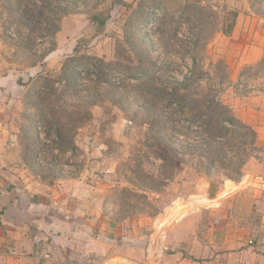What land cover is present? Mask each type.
Segmentation results:
<instances>
[{
	"label": "rangeland",
	"instance_id": "obj_1",
	"mask_svg": "<svg viewBox=\"0 0 264 264\" xmlns=\"http://www.w3.org/2000/svg\"><path fill=\"white\" fill-rule=\"evenodd\" d=\"M256 38L264 0H0L1 174L83 227L71 264H165L212 178L251 180Z\"/></svg>",
	"mask_w": 264,
	"mask_h": 264
},
{
	"label": "crops",
	"instance_id": "obj_2",
	"mask_svg": "<svg viewBox=\"0 0 264 264\" xmlns=\"http://www.w3.org/2000/svg\"><path fill=\"white\" fill-rule=\"evenodd\" d=\"M263 61L264 41L256 38L242 63ZM261 97V113L256 109L251 124L245 122L258 134H264ZM1 162L5 160L0 158ZM248 166L253 171L250 181L212 178L199 196L206 206H193L165 231L161 252L165 264H264V160L253 159ZM1 173L0 264H60L62 259L71 264L84 257L83 227L71 218L42 220L31 189L8 184Z\"/></svg>",
	"mask_w": 264,
	"mask_h": 264
},
{
	"label": "trees",
	"instance_id": "obj_3",
	"mask_svg": "<svg viewBox=\"0 0 264 264\" xmlns=\"http://www.w3.org/2000/svg\"><path fill=\"white\" fill-rule=\"evenodd\" d=\"M93 18L96 19V16L94 15ZM102 23H104V22H102Z\"/></svg>",
	"mask_w": 264,
	"mask_h": 264
},
{
	"label": "built area",
	"instance_id": "obj_4",
	"mask_svg": "<svg viewBox=\"0 0 264 264\" xmlns=\"http://www.w3.org/2000/svg\"><path fill=\"white\" fill-rule=\"evenodd\" d=\"M250 242H252V241H250Z\"/></svg>",
	"mask_w": 264,
	"mask_h": 264
}]
</instances>
